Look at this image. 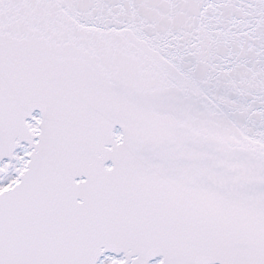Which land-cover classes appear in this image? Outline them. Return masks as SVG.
<instances>
[{"label":"snow or ice","instance_id":"obj_1","mask_svg":"<svg viewBox=\"0 0 264 264\" xmlns=\"http://www.w3.org/2000/svg\"><path fill=\"white\" fill-rule=\"evenodd\" d=\"M0 264H264V0H0Z\"/></svg>","mask_w":264,"mask_h":264}]
</instances>
